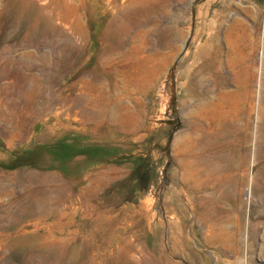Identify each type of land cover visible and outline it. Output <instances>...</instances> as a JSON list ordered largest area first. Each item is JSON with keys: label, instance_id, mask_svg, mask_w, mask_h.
Masks as SVG:
<instances>
[{"label": "rangeland", "instance_id": "1", "mask_svg": "<svg viewBox=\"0 0 264 264\" xmlns=\"http://www.w3.org/2000/svg\"><path fill=\"white\" fill-rule=\"evenodd\" d=\"M260 63L264 0H0V264H264Z\"/></svg>", "mask_w": 264, "mask_h": 264}, {"label": "bare ground", "instance_id": "2", "mask_svg": "<svg viewBox=\"0 0 264 264\" xmlns=\"http://www.w3.org/2000/svg\"><path fill=\"white\" fill-rule=\"evenodd\" d=\"M260 58H263V54H261ZM262 64L263 63L259 64V70H258L259 74H258V77H257L258 79L256 81V87L261 86V82L263 80V75L264 74L262 73V70H261V69H263V67L261 68ZM246 83L242 85V89L240 91V94H241L242 98H246V96L252 94V90L249 87L250 85L246 84ZM259 108H260V92L257 90V94L254 95V102L253 103L251 102V104H250V113L253 114V113H255L257 111V119L259 118Z\"/></svg>", "mask_w": 264, "mask_h": 264}, {"label": "crops", "instance_id": "3", "mask_svg": "<svg viewBox=\"0 0 264 264\" xmlns=\"http://www.w3.org/2000/svg\"><path fill=\"white\" fill-rule=\"evenodd\" d=\"M252 86V80L250 81V87Z\"/></svg>", "mask_w": 264, "mask_h": 264}]
</instances>
